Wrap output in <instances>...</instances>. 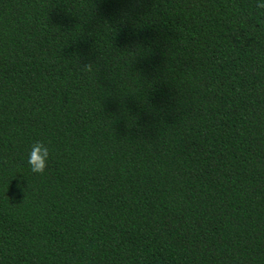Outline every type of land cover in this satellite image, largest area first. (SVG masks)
<instances>
[{"label": "trees", "instance_id": "1", "mask_svg": "<svg viewBox=\"0 0 264 264\" xmlns=\"http://www.w3.org/2000/svg\"><path fill=\"white\" fill-rule=\"evenodd\" d=\"M0 264H264L256 0H0Z\"/></svg>", "mask_w": 264, "mask_h": 264}, {"label": "clouds", "instance_id": "2", "mask_svg": "<svg viewBox=\"0 0 264 264\" xmlns=\"http://www.w3.org/2000/svg\"><path fill=\"white\" fill-rule=\"evenodd\" d=\"M256 8L264 10V0H256ZM49 147L42 140H34L26 153V164L31 173L41 174L45 171L49 158Z\"/></svg>", "mask_w": 264, "mask_h": 264}]
</instances>
